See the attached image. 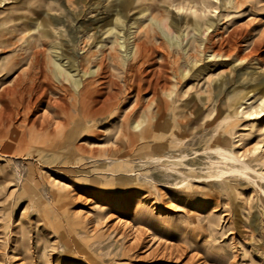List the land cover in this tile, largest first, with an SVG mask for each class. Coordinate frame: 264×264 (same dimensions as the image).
Listing matches in <instances>:
<instances>
[{"label": "rangeland", "instance_id": "374dc122", "mask_svg": "<svg viewBox=\"0 0 264 264\" xmlns=\"http://www.w3.org/2000/svg\"><path fill=\"white\" fill-rule=\"evenodd\" d=\"M221 1L195 5L197 32L192 0H0V89L35 49L51 88L0 120V264H264V0ZM117 16L148 36L133 68V45L108 55ZM59 50L94 72L96 111L53 75Z\"/></svg>", "mask_w": 264, "mask_h": 264}, {"label": "bare ground", "instance_id": "6f19581e", "mask_svg": "<svg viewBox=\"0 0 264 264\" xmlns=\"http://www.w3.org/2000/svg\"><path fill=\"white\" fill-rule=\"evenodd\" d=\"M68 1H71V0H68ZM173 1H175V0H166V3L167 2H173ZM192 2H194V5H193L194 7H195V5L197 3L199 4L200 7L198 9L201 10L200 12H207L209 8L216 9L218 7V5L216 3L217 0H199V2L197 0H192ZM221 2L223 4L224 3L229 4V3H232V2L233 3L238 2V0H225V2L224 1H221ZM193 6H189V7L193 8ZM196 9H197L196 7L193 8V11H191V12H192L193 17H194V19H193L194 20V22H193L194 23V29L197 32H199V30H198L196 25H198L199 22L202 19H204V17H199L196 14H194ZM218 16H220V14H218ZM210 26H212L211 23L207 24L205 26L204 30H208ZM236 30H237V28H236ZM105 33L113 35V39L110 40V44H109V47H108V55L109 56H111V57L114 56V53H115V50H116V47H115L116 45H117V47L119 49L123 48V51H125V53H126L125 56H128V54L130 52H128V51L126 52V49H127V45L130 44V45H133V50H132V54H131V62H128V64H126V66H128V68H133V67H135V63H137L138 61H142V62L145 61L144 57H146V55H145L144 45H145V42H146L145 40L148 38L146 32L144 33L145 39H143L141 41H139V40L135 41L133 36L131 35L132 32L125 33V31H123L122 20L117 16L115 18L114 26L112 28L106 30ZM229 36L230 35H228V37L222 39L221 43H219V45H229L230 47H231V45H235L234 41L232 42L231 39L229 38ZM203 38L204 39L206 38V40H209V39L212 38V34L206 32L205 33V37H203ZM79 41H80L79 43H81V45H99V44H97L98 42H96V40H93V37L90 34H84L82 37L79 38ZM50 47H51V45H50ZM53 48L54 49H58L56 46H53ZM80 49H82V48H80ZM116 52H117V50H116ZM31 53H32V57L30 58L29 62L26 64V66L23 68V70L18 72L17 74H15L13 76V78L10 80V82L7 83L6 85H4L0 89V100L4 99V100H6L8 102L7 104L4 105L5 107H2L3 109L2 108L0 109V120H3L5 122L7 120H10L11 119V115L13 113L14 114L22 113L23 115H26L28 113L30 114V111L32 110V108L37 106V104H39V102L42 101V98H44L45 94H47L48 92H51V88L47 84L48 79H49L48 75H47L44 67L40 66V64L38 62V59H37V55L41 53V50L40 49H35ZM210 55H211V57H214V56H217V55L220 56L221 54L213 52ZM87 56L88 55L84 54L82 58H88ZM54 58L58 61V62H56L57 65L53 64L55 66L52 69L54 76H56V77L64 76V74L62 73V68L64 70H67L68 73L71 72V71L73 72V79H70V83H71V86H72L73 91H74V99H75V101H74L73 104L72 103L71 104L74 105L81 112H88L89 113V112L96 111V110H92L91 105L89 104L91 102L89 99H90V96H91L92 92H94V89L93 90L90 89V86H89L90 82H85V79H84V76L86 74H93L94 72H92V73L90 71L89 72H84V71L80 72L81 70L76 68V66L71 62V59L68 58L66 56V54H64L61 50H59L58 52L55 51ZM100 69H101V66L99 65L98 70L95 71V74H98ZM69 76L71 78V75H69ZM67 79H68V77H67ZM114 82H115V80H114ZM59 88L63 91L62 94H64V96H65V94L67 92L66 88L63 87L62 85H59ZM136 89L138 91L140 90V83L139 82H138V85H137ZM109 97H107L106 99H109ZM113 97H115V96H113ZM114 104L115 103H109V104H107L106 107L107 108H111V107L115 106ZM103 106H105V100L102 103V107ZM156 106H157L158 109L161 108L160 104H158ZM46 107L54 108L53 109L54 110V116L58 117L60 115H65V113H66L65 109L67 107V104L65 102L64 97L52 96V98L51 97H47V99H46ZM122 115L123 114H121V117H122ZM39 118H41L40 119L41 126L44 125L45 123L47 124L48 121L50 120V118L44 117V115H38L37 119H39ZM64 122L65 121L56 122L55 125L56 126H60V125L62 126V125L65 124ZM120 122H121V120H120ZM3 125H5V123H3ZM119 126H120V124H119ZM154 134H156V133H154ZM44 135H45V133H44ZM14 139H15L16 142H21V140H20L21 137H16ZM113 139H114V137H113ZM71 148H72V146H71ZM4 154H6V153H4ZM223 154L224 153H221V155H223ZM159 158H156V159H159ZM108 159H109V157H108ZM153 159H155V158H153ZM223 173H224V171H223ZM220 175H222V173ZM220 175H218V176H220Z\"/></svg>", "mask_w": 264, "mask_h": 264}]
</instances>
